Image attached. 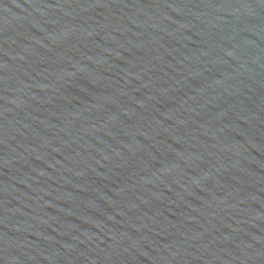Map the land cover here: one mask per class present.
<instances>
[{"label": "water", "instance_id": "1", "mask_svg": "<svg viewBox=\"0 0 264 264\" xmlns=\"http://www.w3.org/2000/svg\"><path fill=\"white\" fill-rule=\"evenodd\" d=\"M0 264H264V0H0Z\"/></svg>", "mask_w": 264, "mask_h": 264}]
</instances>
